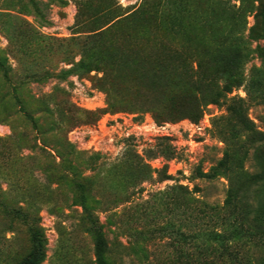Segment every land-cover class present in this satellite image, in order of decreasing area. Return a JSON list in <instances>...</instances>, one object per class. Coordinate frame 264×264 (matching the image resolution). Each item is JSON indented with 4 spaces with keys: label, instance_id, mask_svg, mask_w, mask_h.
Instances as JSON below:
<instances>
[{
    "label": "rangeland",
    "instance_id": "obj_1",
    "mask_svg": "<svg viewBox=\"0 0 264 264\" xmlns=\"http://www.w3.org/2000/svg\"><path fill=\"white\" fill-rule=\"evenodd\" d=\"M223 1L242 41L206 55L208 0H0V264H98L100 247L107 264H264V0ZM142 10L151 31L125 20ZM238 47L242 84L167 121L231 86ZM114 69L134 112L106 109Z\"/></svg>",
    "mask_w": 264,
    "mask_h": 264
},
{
    "label": "trees",
    "instance_id": "obj_2",
    "mask_svg": "<svg viewBox=\"0 0 264 264\" xmlns=\"http://www.w3.org/2000/svg\"><path fill=\"white\" fill-rule=\"evenodd\" d=\"M208 3H212L213 7L216 8V11L212 12V16L208 15L206 11H203L202 13H196V24L197 29L195 30L197 33H200L204 37L207 38V44H206V51H204V54L211 55L216 53H221L224 51L226 47H230V45L242 41L241 39V33L244 29L245 25V16L241 13V8L236 9L237 17L233 19H229L227 16H225V8H224V1L223 0H208ZM147 14L145 10L143 11H136L132 14H129L126 16V22L128 24H136V29H138L140 32L144 31V29H148L147 22ZM210 17V18H209ZM149 19V17H148ZM240 19H243V22L241 24ZM210 20L212 23H210ZM240 22V24H239ZM143 29V30H141ZM152 30V27L149 28V31ZM157 33V37L162 40L163 42H166L165 38H168V36H178L179 38L184 35V31L181 30L180 26H176L173 28H166L164 26L163 28L160 27L155 28L154 30ZM183 31V32H182ZM209 34V35H208ZM207 35V36H206ZM201 36V37H202ZM164 44V43H163ZM256 52L260 56H264V51L262 49H256ZM246 57V52L243 48L238 47V55L237 59L235 58L234 61L232 60H222V63L224 65V68L232 71V76L228 80L230 81V87L228 88L227 85L223 86L213 97H200L196 96V94L193 95V103L195 105L193 107H190L188 109L181 110V112L175 116H172L170 118H166L167 121L177 122L183 119H196L200 116V114L203 112V107L207 106L208 104H216L222 97V94L225 93L227 95L232 88H237L242 84V78L240 73V67L242 63L244 62V58ZM221 61V60H220ZM0 70L6 76L5 69L0 62ZM162 74L160 72H153L151 74L150 80L151 84L149 85V90H157L160 88V83L162 80ZM164 77V76H163ZM124 82H126L125 76L121 74L117 70H112V72L109 74L103 75L98 80V86L104 93L106 97V109L112 113L116 112H123V111H130L134 112L136 111L127 100L129 99L130 93L127 92V89L124 87ZM164 88H162L161 95L164 96L166 100H170L173 98L175 102L177 101H183L181 99V95L178 92H175L170 86L175 85L174 79L171 77L170 81H168ZM18 100V98H15ZM157 110L150 109L149 112L153 114V118L155 120L162 119L159 114L156 112ZM27 119L34 123L33 119L26 115ZM196 178L203 179L206 178L205 174L201 173L200 171H197ZM102 249L101 247L98 249L96 260L98 264H107L105 260L101 256ZM39 259V255L37 252V249H34L23 261L21 264H36Z\"/></svg>",
    "mask_w": 264,
    "mask_h": 264
}]
</instances>
